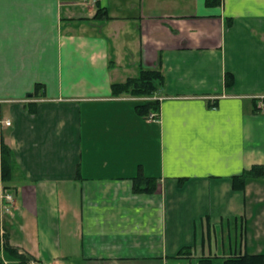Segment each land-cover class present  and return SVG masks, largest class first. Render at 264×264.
<instances>
[{"label": "crops", "instance_id": "1", "mask_svg": "<svg viewBox=\"0 0 264 264\" xmlns=\"http://www.w3.org/2000/svg\"><path fill=\"white\" fill-rule=\"evenodd\" d=\"M141 68L165 75L158 120L112 92ZM261 97L264 0H0V142L16 158L2 234L30 264L264 253V178L232 181L264 163ZM140 165L154 193L134 192ZM0 264L17 261L0 247Z\"/></svg>", "mask_w": 264, "mask_h": 264}, {"label": "trees", "instance_id": "2", "mask_svg": "<svg viewBox=\"0 0 264 264\" xmlns=\"http://www.w3.org/2000/svg\"><path fill=\"white\" fill-rule=\"evenodd\" d=\"M208 6H216L222 3V0H205ZM96 19H108L110 18L108 11L105 7H98V10L94 16ZM229 24L232 23V19H228ZM165 75L160 68H141L140 72L135 77H129L122 82L112 83V92L114 95H121L124 93L134 96L145 97L137 105V111L140 116L144 118L150 117L152 113L159 115L160 113V101L153 98L165 84ZM234 83V76L228 72L226 74V84L232 85ZM44 86L41 83L36 85V90L31 96L44 95L42 91ZM213 105V104H212ZM257 105V103H256ZM30 106V112L36 111L33 108V104L28 103ZM36 104L34 105V107ZM16 165V158L12 148L5 142H0V247H3L17 264H30L32 256L19 251L18 247L12 246L7 237L2 234L1 226V190H7L11 188L10 181L12 179L14 167ZM264 178V163L253 164L250 168L244 169L240 174L232 176L233 187L236 190H243L247 184L253 179ZM133 190L137 193H154L158 185V177L147 175L142 166L138 168V172L132 177ZM186 178H179L180 184H182ZM178 258H192L194 257V248L186 246L181 248L177 255ZM218 255H199V264H212V260ZM196 257V256H195ZM224 258L223 264H264V253L250 254V253H235L228 256H219Z\"/></svg>", "mask_w": 264, "mask_h": 264}, {"label": "built area", "instance_id": "3", "mask_svg": "<svg viewBox=\"0 0 264 264\" xmlns=\"http://www.w3.org/2000/svg\"><path fill=\"white\" fill-rule=\"evenodd\" d=\"M260 108L264 110V97L260 98ZM149 119L158 120V115L156 113H152L149 117ZM12 122L9 119H4L0 116V128H2L4 125H11ZM14 201L13 195L9 192H6L5 190H1V202L2 204L6 206V209H9L10 204H12Z\"/></svg>", "mask_w": 264, "mask_h": 264}, {"label": "rangeland", "instance_id": "4", "mask_svg": "<svg viewBox=\"0 0 264 264\" xmlns=\"http://www.w3.org/2000/svg\"><path fill=\"white\" fill-rule=\"evenodd\" d=\"M215 259H216L215 264H221V263L223 264V262H224V260H223V262L221 261V258H215Z\"/></svg>", "mask_w": 264, "mask_h": 264}]
</instances>
